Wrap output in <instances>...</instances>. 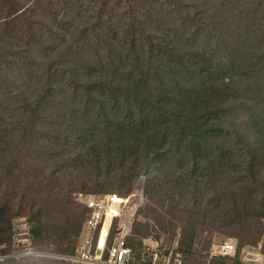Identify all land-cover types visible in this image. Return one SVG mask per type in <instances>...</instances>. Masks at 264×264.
Here are the masks:
<instances>
[{
    "label": "rangeland",
    "instance_id": "1",
    "mask_svg": "<svg viewBox=\"0 0 264 264\" xmlns=\"http://www.w3.org/2000/svg\"><path fill=\"white\" fill-rule=\"evenodd\" d=\"M62 1L0 0V139L11 145L0 152V249L12 221L22 218L15 223L37 231L39 253L33 258L30 241L17 261H9L11 247L1 264H70L54 257L76 245L89 199L108 196L121 201L120 209L103 228L128 219L129 247L155 238L188 250L183 264H233L232 258L212 262L208 251L234 244L244 263L264 264V144L254 154L245 146L251 123L264 120V0H129V10L114 4L116 42L93 39L76 59L68 39L49 40L57 48L44 42L56 28L76 32L77 21L57 8ZM23 12L26 19L19 18ZM28 27L33 36L22 34ZM30 52L39 66L29 70L18 62ZM94 55L110 70L89 67ZM89 83L91 100L82 87ZM168 93L174 109L196 105V114L198 99L224 127L232 123L247 137L229 134L209 145L197 175L168 158L149 165L146 149L165 131L155 106ZM126 108L127 126L137 128L119 144ZM126 138L133 144L124 156ZM100 141L107 149L90 151ZM32 175L42 183L52 179L55 189H35ZM40 197L35 212L21 209L19 202ZM56 197L65 201L60 211L50 203ZM194 209L197 218L190 217Z\"/></svg>",
    "mask_w": 264,
    "mask_h": 264
},
{
    "label": "trees",
    "instance_id": "2",
    "mask_svg": "<svg viewBox=\"0 0 264 264\" xmlns=\"http://www.w3.org/2000/svg\"><path fill=\"white\" fill-rule=\"evenodd\" d=\"M124 3V6L122 7ZM129 0H72V2H67L63 0L61 3L57 5V8H60L63 14L69 18H71V21L76 22V32L72 31H67L66 32H61L60 28H56L57 30L53 32V35L50 37H46L44 42H46L49 46L50 41L55 42V40H58V37L60 38H66L68 39L71 49L70 51L74 52V59H76L78 56L81 54H87V49L92 45L93 39H96L100 44L102 42H116V39L118 36L116 33V28H113V26H117V24L114 21V17L112 16L110 10L113 7L114 4H118L121 6V8L124 9H130L129 8ZM53 8V6L51 7ZM55 10V9H53ZM52 10V11H53ZM22 11V10H21ZM20 11V12H21ZM18 12V13H20ZM76 12V14L74 13ZM17 13V14H18ZM42 13V11H41ZM126 13H124V23L126 20ZM20 19H26V13L23 12L20 16ZM131 24V23H130ZM28 25H31L28 22ZM31 29L33 27H28L26 30L22 32V34H25L27 36H33ZM128 30H132V27H129ZM50 40V41H49ZM83 40V41H82ZM50 48H57V45L54 46H49ZM123 47V45L121 46ZM40 53L45 54L46 49L42 46H40L39 49ZM109 51H111L109 49ZM123 49L120 52V56L122 53ZM147 55V54H146ZM138 56V51L136 52V57ZM37 57L38 55L30 52V53H25L19 55V65H22L26 69H33L35 66H39L37 64ZM81 57L84 58L82 55ZM123 57V56H122ZM92 59V64H89V67H92V69L95 67V69H99L100 73L103 70H110L107 65H98V63L103 62L97 60V58L94 56L90 57ZM119 58L120 57H115ZM86 59V58H85ZM113 60L112 62L108 63L109 66L113 67L116 60ZM87 61V60H86ZM77 66L80 65L78 62ZM68 75H73L74 70L70 68V71H67ZM97 73V74H98ZM90 86V83L88 86H85L83 84V89L86 91V98L88 100H91V95L92 93L88 90ZM176 100L172 99L171 94L168 93L166 101L164 103H159L160 106H155V109L163 114V123L164 124L163 128L165 131H161L157 134V137L153 140L152 144L150 147L146 149V152L148 153V159H149V165H154L156 164L161 158H168L174 163H178L180 165H190V174L192 173L193 175H197L198 169H199V164L201 165V158H202V153L203 150H211L214 147L209 146V145H215L216 141L220 139V137H224L229 134H233L237 140H244L243 133L239 131L236 126L232 123H229L224 127L220 120L218 119V115L216 113L210 111L209 109H205V105L203 102L199 101L197 99V105H199L200 112H197L195 114V108L196 105H193L190 108L189 104V110L187 111H179L178 109H174V106L171 104L174 103ZM39 104H41L42 99L39 97V100L37 101ZM152 106V105H151ZM180 107V104L178 105ZM138 120L140 122L141 127L143 128L144 122H142L141 119V113L138 111ZM131 116L130 110L126 108V112L124 114V117H126V121L121 125V127L117 128L116 133H119L121 135L120 137V143L123 142L124 138L126 135L130 134L135 128L128 127L127 122L128 118ZM172 126L180 127V128H174L172 129ZM251 138H246V144L245 146L249 148L252 154H254L256 151L261 150V146L264 144V120L261 122L254 121L251 123ZM261 128V129H260ZM158 141V142H157ZM123 146L124 149V156L128 154L132 150V144L133 141L130 138H126L124 141ZM202 143L208 144V146L202 148ZM96 145H92L90 151L96 152L97 149L106 147V145L103 144V142H95ZM11 145H8L7 143L4 142V140L0 139V152H3L8 149ZM108 146V145H107ZM122 146V144H121ZM258 147V148H256ZM107 149V147H106ZM92 154V153H91ZM94 155V154H92ZM77 158H82L80 154L76 155ZM146 158V154L144 155ZM253 159L255 157H252ZM12 170H14V167H12ZM29 179L33 180V183L31 186L35 187V189L39 191H48L46 189H49L50 191H53L55 189V185L53 183L52 179H47L42 183V180H40L36 175H32ZM45 189H44V188ZM84 189H87L86 187H83ZM44 201L43 197H40L38 199H33L30 200L29 202H19L21 205V209L24 210L22 205L25 207V210H29L31 213L35 212L40 208V203ZM71 201V199H70ZM50 203L55 204V208L60 211V209L65 206V201L63 199H60L56 197V199H51ZM190 213V217L192 218H197L199 217V212L194 209L193 211L188 210ZM127 214V213H125ZM90 216V210H89V215L85 219L83 225L79 228L78 230V238L76 245L72 247L69 246L66 249L63 250V255L59 256H67V257H73L77 256V253L84 241L85 238H83L84 234H86V223L87 219ZM123 216V215H122ZM34 218V217H33ZM115 221L117 218H114ZM124 219V218H123ZM16 220H24L22 218H17L12 221L11 227H10V235H9V240L8 243L5 244L0 249V254H7V250L11 249L12 247V242H13V224L15 223ZM129 221L128 219H125L124 223ZM119 225V224H118ZM115 224L112 225L111 232L116 229L118 226ZM37 231L32 230L30 232V241H31V247L32 251L37 253V255L33 258L39 257V253L35 249L34 246V237L36 235ZM100 233V229L97 231L95 234V241L98 239V235ZM145 241H138L136 244L131 247L132 252L134 256L136 257V262L135 264H143L140 263V258L143 255V243ZM128 243V242H127ZM148 243L155 244L159 248H166L170 249L172 247H166V245H162L159 242L156 241L154 238L153 240L150 239ZM178 243V242H177ZM175 248L173 249L174 254H179L182 256L181 253L187 254L188 250H183L181 249L180 245L174 244ZM129 246V245H128ZM218 246H229L231 247L232 251L229 256V258H222V259H233V264H250V263H244L242 261V258L239 255V251L236 249V246L234 244H223V245H218ZM188 249L191 247L190 245H187ZM211 249L215 248L213 245L210 247ZM94 250L92 252V256H94ZM209 253L210 250L208 251V258H209ZM26 259V258H23ZM57 259V258H54ZM210 259V258H209ZM221 258L217 259H211L212 262L215 260H218ZM18 258H13L10 259L9 261H17ZM58 260V259H57ZM61 262L65 263H70V264H81V263H76L71 260H65V259H59ZM20 261V260H19ZM4 262V261H3ZM254 262V261H251ZM2 263V262H1ZM0 263V264H1ZM219 264H224V262H220Z\"/></svg>",
    "mask_w": 264,
    "mask_h": 264
},
{
    "label": "built area",
    "instance_id": "3",
    "mask_svg": "<svg viewBox=\"0 0 264 264\" xmlns=\"http://www.w3.org/2000/svg\"><path fill=\"white\" fill-rule=\"evenodd\" d=\"M89 206L90 216L86 223V236L77 256H55L54 258L71 260L81 264H135L136 257L126 242V235L130 230L129 221L119 223L113 233L111 232L112 225H110L106 235L102 236L103 225L109 219L113 222L120 209L115 197L108 196L101 200L91 197ZM99 229H101V236L95 241V234ZM12 230L14 254L9 257L10 259L25 254V250L30 246L31 232L27 224L22 221H19L18 224L15 223ZM213 247L215 248L211 249L209 253L210 259L229 257L232 251L229 246ZM174 248L175 245L168 250L159 248L152 243H143V255L139 261L143 264H183L182 257L178 253L174 254L176 253L173 251ZM93 250L95 251L94 256H92ZM29 253L31 252L29 251ZM35 254L37 255V253ZM6 258H8L7 254H0V263Z\"/></svg>",
    "mask_w": 264,
    "mask_h": 264
},
{
    "label": "bare ground",
    "instance_id": "4",
    "mask_svg": "<svg viewBox=\"0 0 264 264\" xmlns=\"http://www.w3.org/2000/svg\"><path fill=\"white\" fill-rule=\"evenodd\" d=\"M115 200H116L117 203H120V202H121L120 200H118V199H116V198H115ZM106 233H107V228L104 227V228H103V231H102V236L104 237V236L106 235Z\"/></svg>",
    "mask_w": 264,
    "mask_h": 264
},
{
    "label": "clouds",
    "instance_id": "5",
    "mask_svg": "<svg viewBox=\"0 0 264 264\" xmlns=\"http://www.w3.org/2000/svg\"><path fill=\"white\" fill-rule=\"evenodd\" d=\"M226 258V257H225Z\"/></svg>",
    "mask_w": 264,
    "mask_h": 264
}]
</instances>
